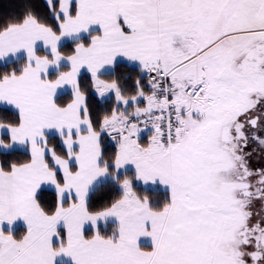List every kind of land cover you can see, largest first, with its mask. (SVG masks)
<instances>
[{"label": "snow or ice", "instance_id": "obj_1", "mask_svg": "<svg viewBox=\"0 0 264 264\" xmlns=\"http://www.w3.org/2000/svg\"><path fill=\"white\" fill-rule=\"evenodd\" d=\"M39 8L0 17V264H264V0Z\"/></svg>", "mask_w": 264, "mask_h": 264}, {"label": "trees", "instance_id": "obj_2", "mask_svg": "<svg viewBox=\"0 0 264 264\" xmlns=\"http://www.w3.org/2000/svg\"><path fill=\"white\" fill-rule=\"evenodd\" d=\"M29 2L37 3L40 5L39 11L44 12L43 8V0H0V17H19L25 10L26 5ZM46 18V17H45ZM50 22V21H49ZM120 71L124 74H127L130 70L128 68L121 67ZM135 73H132V78L127 81H122V86L126 87L128 89V92L126 94H132L133 93V85L135 80ZM144 83H146V78ZM69 97L67 95L62 97L63 101H66ZM114 105V97L112 103H105L104 105L97 106V112L98 114L102 115L105 109H110ZM131 110V107L129 108ZM4 115H10V113H2L0 112V116ZM52 144H56V140L51 141ZM59 150V148H58ZM20 157L21 159H24V157L21 153H15L13 156L9 157V159H15L17 157ZM131 175V173H129ZM138 191H141V189H137ZM119 193L117 192H108L105 193L103 190L100 192H97L95 196L92 199V206L95 208L103 207L105 204H107L111 199L118 196ZM103 197V198H101ZM158 198H163V193L158 194ZM111 225L109 226V230H111ZM22 231V229H21Z\"/></svg>", "mask_w": 264, "mask_h": 264}]
</instances>
